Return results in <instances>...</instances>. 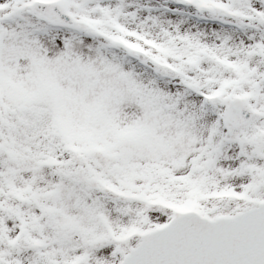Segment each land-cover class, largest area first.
Here are the masks:
<instances>
[{"label":"snow or ice","instance_id":"6c2138e0","mask_svg":"<svg viewBox=\"0 0 264 264\" xmlns=\"http://www.w3.org/2000/svg\"><path fill=\"white\" fill-rule=\"evenodd\" d=\"M0 264H264V0H0Z\"/></svg>","mask_w":264,"mask_h":264}]
</instances>
